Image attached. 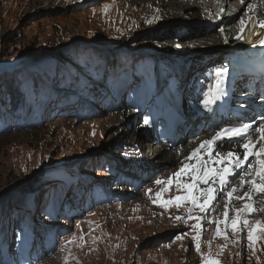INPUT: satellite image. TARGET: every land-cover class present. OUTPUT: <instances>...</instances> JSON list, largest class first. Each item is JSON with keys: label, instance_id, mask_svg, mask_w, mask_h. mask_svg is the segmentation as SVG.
Returning <instances> with one entry per match:
<instances>
[{"label": "rangeland", "instance_id": "obj_1", "mask_svg": "<svg viewBox=\"0 0 264 264\" xmlns=\"http://www.w3.org/2000/svg\"><path fill=\"white\" fill-rule=\"evenodd\" d=\"M203 2L188 0L199 12L218 3ZM156 5L155 12L160 2ZM169 7L165 5L164 17L156 20L141 0H53L50 4L45 0H0V101L4 98L11 103L8 88H16L18 97L21 93L30 105L38 93L43 99L57 91L44 109L39 105L38 110L35 103L39 126L0 130V264H204L208 259L220 264H264V236L259 229L254 232V250L248 248L247 230L242 232L240 223L235 234L230 226H221L219 236L216 227L203 226L194 240L196 222L184 218L182 206L171 204L168 216L159 211V204L152 203L163 188H168L162 193L163 200L174 198L180 193L177 186L151 187L154 196L147 201L141 182L136 188L121 180L131 167L166 164L160 168L164 174L171 166H179L162 159L154 162L151 156L156 146L144 138L146 126L135 122L139 98L162 91L157 90V76L147 80L145 73L138 75L136 64L146 55H158L157 51L161 53L158 56L171 54L174 50L168 49L169 41H178L185 33L190 36L189 28L196 25L198 30L192 34L201 33L213 18L206 13L203 20L174 19ZM244 27L242 34L246 31L249 37L253 26L247 23ZM241 43L239 39L234 46ZM218 49L196 51L200 54L194 56V74H207L203 53ZM176 55L168 57L179 73ZM208 67H213L212 63ZM128 73H133V85L117 100ZM88 76H104L102 92L110 97L109 102L87 99L83 88L90 86ZM198 94L193 91L192 102ZM187 106V144L179 148L201 134L195 125H202V111ZM4 110L9 114L7 107ZM177 123L180 125L181 119ZM136 156L137 161L126 168ZM98 183L107 184L105 192L113 195L111 201L98 203ZM53 192L58 202L53 203ZM27 214L29 224L24 218ZM178 216L184 219L177 220ZM255 221L264 224V212L251 223ZM38 229L43 230L40 233ZM178 235L180 239H176Z\"/></svg>", "mask_w": 264, "mask_h": 264}, {"label": "snow or ice", "instance_id": "obj_2", "mask_svg": "<svg viewBox=\"0 0 264 264\" xmlns=\"http://www.w3.org/2000/svg\"><path fill=\"white\" fill-rule=\"evenodd\" d=\"M243 4L244 0H240ZM249 9L253 8V5H248ZM107 11V6H105ZM221 13L224 11L222 8ZM217 18H220V14H217ZM155 19V17H154ZM152 23L151 20L147 21ZM243 25V20H241ZM260 27H264V21L260 22ZM220 32L224 29L221 27ZM243 32V27L241 28ZM236 39H243V36L238 34ZM227 42V41H226ZM260 45H264V39L258 41ZM227 69L219 68L216 70L218 76L223 75ZM221 84L222 79L217 80L216 84L212 89L205 94V99L201 103L207 107L209 104L215 103L221 95ZM264 120V117L260 118ZM145 125L149 124V121L145 119ZM255 131L259 133V139L264 141V123L258 128L252 129L251 124H244L241 127H226L218 129L214 135L210 138L204 139L199 142L198 146L191 149L189 154L185 157V161L181 162V166L175 171L172 176H169L166 180L156 179L157 185L167 184L171 186L173 182L177 185V190L183 191V194L176 195L172 199L163 200L161 199L162 193L167 191L168 188H163L155 195L157 199L153 200V204H160L161 207H166L171 204H175L176 207H180L181 204H190L188 208L187 219L196 220V224L193 225L198 232L197 237H193L196 240L199 236V230L201 229V220L203 214L206 213L212 206L213 202L217 200L219 195H224L227 199L224 202V221L223 223L228 226L229 211L232 200H245L241 209H231L237 214L231 218L230 227L232 232H237L238 223H242L243 228L247 230L248 248L253 249V245L256 240L254 232L257 229L260 230L261 235L264 236V224L260 221L250 223L248 219H244L245 216L253 212H264V143H262L258 150H256V144L252 140L251 132ZM232 137H240L242 143L239 145L243 149V152L229 150L226 153L219 151L220 142L224 140H230ZM207 152V159H203V154ZM242 157V158H241ZM250 157L255 158V164L249 159ZM219 164L221 167L217 168L214 165ZM239 170V172L237 171ZM190 175V180L186 183H181L180 177L184 175ZM239 175V188H243L245 185L248 186V190L243 193V196L236 195L238 187L235 185L234 180H230L231 177ZM175 178V180L173 179ZM231 184L230 190L225 191V188ZM203 185V187H201ZM149 192L151 190L149 189ZM199 209L201 215L193 217L192 211ZM177 220L184 219L182 217H176ZM217 224L216 235H221L220 224L222 223L219 219L215 221ZM178 235L176 239H180ZM227 239V236H225ZM71 243V240L68 241ZM197 250L200 245L196 244ZM254 250V249H253ZM204 264H220L218 260L208 259Z\"/></svg>", "mask_w": 264, "mask_h": 264}, {"label": "bare ground", "instance_id": "obj_3", "mask_svg": "<svg viewBox=\"0 0 264 264\" xmlns=\"http://www.w3.org/2000/svg\"><path fill=\"white\" fill-rule=\"evenodd\" d=\"M158 0H141V3L143 4V8L145 10H147L149 13H151V15L154 17L156 20H159L161 17H164V15L162 14L163 12V7L165 5H169V10L171 11V18L174 19H181V20H189V19H194V20H203L204 17V12H199L196 7L193 6V4L188 3L187 0H171V1H166V0H160V7L159 10L155 12L154 8H157L158 6L156 5V2ZM214 2H218V0H213ZM51 2H53V0H45V4H50ZM249 1L245 0V4H248ZM215 3V4H216ZM156 5V6H155ZM162 10V11H161ZM226 13V12H225ZM241 15V13H237L235 14L232 19H230L229 24L232 27V23L235 22L239 16ZM214 16V14H213ZM216 17V16H215ZM235 25V24H234ZM218 25H212L210 24L209 27H204L203 28V32H201L200 34H192L189 33L190 36H187V33L183 34L182 37L180 38V40L176 41V40H171L169 41V48L170 50H174L171 54H168L171 58H173L174 55H176L175 57H179L189 54V53H195L196 51L208 48V47H215V48H219L218 51H216V53L211 54L212 55H221V53L223 55H221L222 57L224 56L223 53V47L226 45L224 43L222 34L220 33V31H218ZM252 31L249 34L248 37V33L246 36V31L244 32V37L245 39H250L252 38V40H248L250 41L249 45L247 49L252 48V45L256 46V47H263L264 50V45H260L258 43V41L260 39H264V27H260L259 30L256 31V28L252 27ZM245 29V27H244ZM232 30V29H230ZM227 32H225L226 34ZM183 39H185L186 41H183ZM252 44V45H251ZM230 47V46H228ZM238 47V48H236ZM232 48V47H230ZM235 49H245L243 46H234ZM232 48V49H234ZM169 51V50H168ZM211 51V50H210ZM171 52V51H170ZM213 52V51H212ZM180 53V54H178ZM178 60V58L176 59ZM206 60V59H205ZM204 61V66H208L210 65L214 58L211 57L210 60L208 61ZM217 62H222V60L220 61V59ZM175 64L177 63L174 62ZM203 63V62H201ZM200 64V63H199ZM201 68V67H200ZM205 68V67H204ZM199 94H198V99L197 100H193L192 105L194 106L192 108L193 111H202V103L201 101H199ZM166 97L169 98L170 95L166 94ZM197 98V97H196ZM178 100H176L175 103H173L170 108L166 107L165 109H163V114L168 115L171 118V124H173L174 121H172V116H174V110L177 109L176 113H178ZM121 117V116H120ZM253 122V120H251ZM128 123V122H127ZM257 126H260V122H257ZM218 127V126H216ZM214 132L213 128L208 129L206 132L201 133L200 135L195 136L194 138L191 139V141L189 142V144L184 147L185 149L183 151H181L182 147H180V152L182 154V156L185 159V157L189 154V152L191 151V149L195 148L198 146L199 142L207 139L210 137V135ZM252 135V140L255 142L256 144V150L259 149L260 145L262 143H264V141L259 139V133L257 132H251ZM221 145V143H220ZM169 145H162L160 147H155L153 149V154L151 156L152 160L155 162V160H163V161H167L170 163H178L180 162L181 158L179 157V153L178 151H170L168 150ZM221 152H227L229 150H233V151H239V152H243V149L238 147H234V148H225V149H218ZM252 163L253 160L251 159ZM153 162V163H154ZM151 163V164H153ZM175 186H171V188H173ZM174 192V191H173ZM175 193V192H174ZM237 202V201H236ZM234 202V203H236ZM35 206V204H34ZM221 227V226H220ZM15 238V237H14Z\"/></svg>", "mask_w": 264, "mask_h": 264}, {"label": "trees", "instance_id": "obj_4", "mask_svg": "<svg viewBox=\"0 0 264 264\" xmlns=\"http://www.w3.org/2000/svg\"><path fill=\"white\" fill-rule=\"evenodd\" d=\"M7 84H9V83H7ZM38 85H40L42 87V85L40 83H38ZM7 92H8V95L11 96V99L9 100V101H11V103L6 101L4 98L0 101V116L1 117L7 116L8 117V122H10V118H9L10 117V113L9 114H4V112H5L4 108L7 107L8 110L20 108L23 105V99L21 97V93H19L20 97H18V90L16 88H13L12 90H10V88H8ZM26 104L30 105V102L27 101ZM24 218H25L26 222L29 224L30 223L29 222V215L28 214L26 216L24 215Z\"/></svg>", "mask_w": 264, "mask_h": 264}, {"label": "water", "instance_id": "obj_5", "mask_svg": "<svg viewBox=\"0 0 264 264\" xmlns=\"http://www.w3.org/2000/svg\"><path fill=\"white\" fill-rule=\"evenodd\" d=\"M215 51V50H214ZM156 54H158V55H161V53L160 52H156ZM198 54H200V52H196L195 53V55H198ZM204 54V56H207V55H211V54H213L212 53V51H209V50H205V52L203 53ZM182 58V57H181Z\"/></svg>", "mask_w": 264, "mask_h": 264}]
</instances>
